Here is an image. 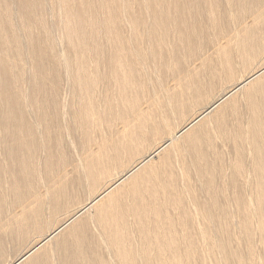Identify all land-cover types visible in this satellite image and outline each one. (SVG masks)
I'll list each match as a JSON object with an SVG mask.
<instances>
[{
  "label": "bare ground",
  "instance_id": "6f19581e",
  "mask_svg": "<svg viewBox=\"0 0 264 264\" xmlns=\"http://www.w3.org/2000/svg\"><path fill=\"white\" fill-rule=\"evenodd\" d=\"M0 264H264V0H0Z\"/></svg>",
  "mask_w": 264,
  "mask_h": 264
}]
</instances>
